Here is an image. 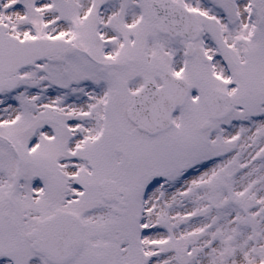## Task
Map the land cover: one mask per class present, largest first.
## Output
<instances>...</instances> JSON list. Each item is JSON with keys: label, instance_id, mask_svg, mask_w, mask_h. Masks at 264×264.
<instances>
[{"label": "snow or ice", "instance_id": "6c2138e0", "mask_svg": "<svg viewBox=\"0 0 264 264\" xmlns=\"http://www.w3.org/2000/svg\"><path fill=\"white\" fill-rule=\"evenodd\" d=\"M0 264H264V0H0Z\"/></svg>", "mask_w": 264, "mask_h": 264}]
</instances>
